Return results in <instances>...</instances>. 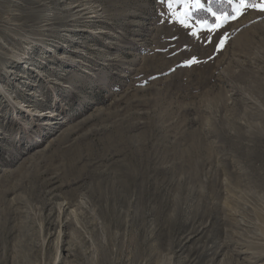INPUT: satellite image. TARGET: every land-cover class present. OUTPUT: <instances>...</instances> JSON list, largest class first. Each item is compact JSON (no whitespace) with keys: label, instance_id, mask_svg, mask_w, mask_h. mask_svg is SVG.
<instances>
[{"label":"rangeland","instance_id":"rangeland-1","mask_svg":"<svg viewBox=\"0 0 264 264\" xmlns=\"http://www.w3.org/2000/svg\"><path fill=\"white\" fill-rule=\"evenodd\" d=\"M200 3L0 0V264H264V0Z\"/></svg>","mask_w":264,"mask_h":264},{"label":"snow or ice","instance_id":"snow-or-ice-1","mask_svg":"<svg viewBox=\"0 0 264 264\" xmlns=\"http://www.w3.org/2000/svg\"><path fill=\"white\" fill-rule=\"evenodd\" d=\"M172 2L173 0H169V7H172ZM191 7H195V8H203L204 5L200 3V0H191ZM261 9L264 10V4L261 5ZM208 11L211 12V8L208 9ZM189 13H185V16H187ZM213 15H215V13H213ZM223 43V40H221V44ZM220 45H218L219 47Z\"/></svg>","mask_w":264,"mask_h":264},{"label":"bare ground","instance_id":"bare-ground-1","mask_svg":"<svg viewBox=\"0 0 264 264\" xmlns=\"http://www.w3.org/2000/svg\"><path fill=\"white\" fill-rule=\"evenodd\" d=\"M76 5V4H75ZM89 10V9H88ZM86 11V10H85ZM90 13V12H89ZM96 15V14H95ZM83 16V15H82ZM93 17V16H92ZM78 18V17H77ZM94 18V17H93ZM93 21V20H92ZM23 58V57H22ZM21 60V59H20ZM23 61V60H22ZM26 107V106H25ZM48 112V111H47ZM38 116H39V114H38ZM40 116H48V117H46V118H44L43 120H44V124L45 125H53L54 123H56V121H55V118L53 117V116H55V115H47V113H41L40 114ZM53 117V118H52Z\"/></svg>","mask_w":264,"mask_h":264},{"label":"trees","instance_id":"trees-1","mask_svg":"<svg viewBox=\"0 0 264 264\" xmlns=\"http://www.w3.org/2000/svg\"><path fill=\"white\" fill-rule=\"evenodd\" d=\"M215 5H221V3L220 2H215ZM214 9H216V6H214ZM202 11V9H197L196 11H195V13H197V14H199L200 12ZM197 16V15H196ZM201 18V17H200ZM206 18H207V16H206ZM210 18V17H209Z\"/></svg>","mask_w":264,"mask_h":264}]
</instances>
